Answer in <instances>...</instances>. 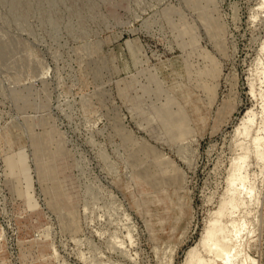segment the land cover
<instances>
[{"label":"rangeland","instance_id":"374dc122","mask_svg":"<svg viewBox=\"0 0 264 264\" xmlns=\"http://www.w3.org/2000/svg\"><path fill=\"white\" fill-rule=\"evenodd\" d=\"M263 48L264 0H0V264H264Z\"/></svg>","mask_w":264,"mask_h":264},{"label":"bare ground","instance_id":"6f19581e","mask_svg":"<svg viewBox=\"0 0 264 264\" xmlns=\"http://www.w3.org/2000/svg\"><path fill=\"white\" fill-rule=\"evenodd\" d=\"M264 49V48H263ZM254 89V87H253ZM252 89V90H253ZM253 92V91H252ZM261 112H264V105L261 107ZM254 113L252 111H248L246 116L243 118L240 126H239V131L240 134L248 135L250 133V130L253 127V122H254ZM253 144L256 148L257 151V159L259 162H264V141L262 136H256L254 138ZM246 160V155L241 156L238 160V162L234 166V171L229 179V193L235 192V193H241L243 189H238L236 186L238 184L242 185L243 188H245V178L242 174L243 168H244V163ZM251 189L246 190L247 193L251 194L250 192ZM239 201V197H236L232 199L231 201V206L232 208H235L237 206V203ZM223 215V210L222 207L216 212V217L214 219H211L207 226L205 227V231L203 233L201 242L205 244L207 249L209 251H212V247H215L216 249V255L220 254L219 248H217V243L219 242V220L221 216ZM188 264H193L192 259L188 260ZM254 264V263H252Z\"/></svg>","mask_w":264,"mask_h":264}]
</instances>
